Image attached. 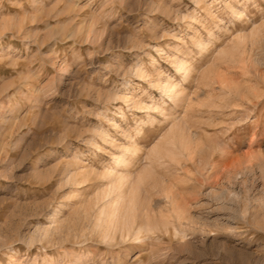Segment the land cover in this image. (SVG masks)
Instances as JSON below:
<instances>
[{
  "label": "rangeland",
  "instance_id": "rangeland-1",
  "mask_svg": "<svg viewBox=\"0 0 264 264\" xmlns=\"http://www.w3.org/2000/svg\"><path fill=\"white\" fill-rule=\"evenodd\" d=\"M0 264H264V0H0Z\"/></svg>",
  "mask_w": 264,
  "mask_h": 264
},
{
  "label": "bare ground",
  "instance_id": "bare-ground-1",
  "mask_svg": "<svg viewBox=\"0 0 264 264\" xmlns=\"http://www.w3.org/2000/svg\"><path fill=\"white\" fill-rule=\"evenodd\" d=\"M123 160H125V159H121V163L124 162ZM119 161H120V160H119ZM122 161H123V162H122ZM123 164H125V163H123ZM123 166H124V165H123ZM121 176H124V175L121 174ZM121 176H120V177H121ZM126 177H127V175H126ZM126 177H125V178H126Z\"/></svg>",
  "mask_w": 264,
  "mask_h": 264
}]
</instances>
